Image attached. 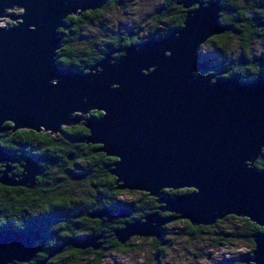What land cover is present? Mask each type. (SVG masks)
Instances as JSON below:
<instances>
[{"label": "water", "instance_id": "water-1", "mask_svg": "<svg viewBox=\"0 0 264 264\" xmlns=\"http://www.w3.org/2000/svg\"><path fill=\"white\" fill-rule=\"evenodd\" d=\"M106 1L0 0V16L21 9L8 15L11 25H0V131L8 121L9 130L54 133L83 119V141L114 157L106 169L114 187L145 191L160 203L142 220L114 228L119 242L158 237L159 226L177 218L211 224L232 214L264 226V163L254 166L264 148V75L240 82L194 74L208 67L197 59L199 43L230 28L218 24V0L179 1L185 12L178 28L128 44L117 56L118 47L108 49L86 70L59 65L57 29L70 24L64 17ZM90 110L100 114L84 117ZM21 157L20 174L8 176L12 166L5 161L15 160L0 147V183L32 185L41 169L35 156ZM183 187L188 190L174 195L161 190ZM36 231L0 230V264L27 261L43 248ZM249 235L253 247L239 260L264 264V231Z\"/></svg>", "mask_w": 264, "mask_h": 264}, {"label": "trees", "instance_id": "trees-1", "mask_svg": "<svg viewBox=\"0 0 264 264\" xmlns=\"http://www.w3.org/2000/svg\"><path fill=\"white\" fill-rule=\"evenodd\" d=\"M114 0H107L100 8L84 10L79 14H68L64 17L67 27H59L57 33L60 36V45L56 50L55 61L62 66L71 67L74 70L82 69L86 70L94 61L103 55V53L111 48H119L112 53L113 56L119 55L123 48L128 44H135L141 41V35L139 34L140 24L137 22L129 25L123 32L111 33L105 43L98 47L97 45H82L79 48L73 46L75 42L80 38V25L88 15H94L98 18L100 12L105 10ZM181 0H161L158 6L149 13L150 21L148 24V30L146 38L157 39L167 34L170 30L178 28L182 22L184 15V8L182 7ZM200 1H212V0H200ZM219 10L217 21L220 25H230V28L226 31L213 33L207 36L197 47V59L204 61L208 67L205 69H199L195 71L196 76H212V79L216 76L221 78L236 77L240 82H247L264 75V0H218ZM196 4L193 3L189 6L192 8ZM258 14L257 18L253 20L251 15ZM254 16V15H253ZM235 35L239 40V48L237 53H233V49L230 45V37ZM259 38V52L256 56H252L250 50L245 49V46L253 38ZM143 39V40H145ZM208 44L210 51L204 53L201 49L202 44ZM100 114L98 110H90L89 117H96ZM4 129L0 131V147L7 154H12L14 157L20 158L23 155L35 156L36 164L42 169L43 175H39L36 178L38 185L50 186L54 183L60 182V176L63 174L78 175L83 174L85 178L89 180L90 186L96 185L95 188H104L105 194L97 199L92 198L88 200H82L77 197L75 203L68 201L66 195V201L60 195L57 199L53 196V192H50V196H44V201L51 200L39 211L40 215H50L51 217L41 223L45 225V229H52L56 225L49 222L55 215L65 216L64 219L68 222H62L59 232V238L53 237V242L47 243L49 246L43 251L42 258L44 260L42 264H60L63 261V255L66 253V260L69 262H78L81 259H85L87 256H92V259H88L93 264H97L103 255V252L121 251L125 252L131 249L132 242L129 239H125L123 242H119L112 234L113 226L121 223L122 220L132 219L140 217L148 209H154L158 202L154 200V196L148 195L145 192L140 193V203L134 204L131 212H126L118 195L123 192L134 191L132 189H120L115 186L114 176L110 174L106 169L110 168V162L114 159L112 156L104 154L100 150L94 148L98 147V144L83 141L87 129L79 124L61 126L59 135L42 130H32L29 128H17L15 130H9L10 122L5 121L2 124ZM64 135V136H63ZM82 138V140H80ZM94 149V150H93ZM264 149L261 150L263 152ZM22 154L21 156H18ZM31 158V157H29ZM33 159V158H32ZM260 165L263 162L259 163ZM257 167V163L255 164ZM53 170V171H52ZM50 171V172H49ZM52 171V172H51ZM0 195L2 197H9V193L5 189V186H0ZM94 188V187H93ZM5 189V190H4ZM103 190V189H102ZM162 193L169 191L171 195L184 192L187 188L176 189H161ZM79 196V195H77ZM19 207V206H18ZM16 205L10 202L0 204V228L8 226V229L15 231H24L20 221H9V216L16 213L20 215L26 207H19L16 209ZM129 210V209H128ZM125 211V212H123ZM101 213L100 215L112 216V223L106 227V231H103L99 227L88 228L86 234L74 233L70 231L71 223L73 225L77 223L76 219L81 220L88 219L89 213ZM59 213V214H58ZM160 214L168 215L165 212ZM9 215V216H8ZM49 219V220H48ZM71 219V220H69ZM242 221V225L231 231H217V234H227L234 238H243L253 246L251 233L256 230L264 231V227L254 224L246 217H236ZM131 222V221H129ZM84 224V221H81ZM40 224V225H41ZM49 224V225H48ZM87 226V223H85ZM35 229V228H34ZM206 231V230H205ZM41 232V233H40ZM38 235L42 234V231L37 229ZM95 233H100L97 237L103 243L96 249H92L88 246H76L83 238H86ZM90 234V235H89ZM86 235V236H85ZM103 237L104 240H103ZM218 238L215 240L218 242ZM99 248H103L102 250ZM48 250V251H47ZM250 250L242 253H238L232 258H221L216 261L215 264H242L243 261L239 260L242 256L247 255ZM54 260L52 261L53 257ZM36 259L33 263L40 261ZM32 263L28 261V264ZM10 264V263H6ZM21 264V263H17Z\"/></svg>", "mask_w": 264, "mask_h": 264}, {"label": "rangeland", "instance_id": "rangeland-1", "mask_svg": "<svg viewBox=\"0 0 264 264\" xmlns=\"http://www.w3.org/2000/svg\"><path fill=\"white\" fill-rule=\"evenodd\" d=\"M160 1L114 0L110 6L100 12L98 18L94 15H88L84 18L85 20L81 22L79 30V40L82 42L78 43L77 41L73 46L79 48L82 45L91 46L93 44L100 47L111 33L123 32L135 22L141 25L139 29L141 40L145 39L150 21L149 13L158 6ZM20 10L16 6L6 8L5 15L0 16V25H11L14 19L8 18V15L10 13L17 14ZM230 39V45L235 54L239 51V40L235 35H231ZM258 41L259 38L254 37L245 46V49L250 50L252 56H256L259 52ZM201 49L204 53L210 51V47L206 43L202 44ZM87 187L88 185L84 181H81L78 185L74 184V190L77 189V193L78 189L83 192ZM120 196L122 199L128 200L135 198L137 192H123ZM162 225L163 229L159 235L164 242L162 244L158 243L159 249L155 247L154 240L157 239H154L155 236L130 235L131 249L125 252H103L97 264H215L221 258H232L238 253L245 252L253 247L241 237L234 238L227 234H217L219 230L223 232L231 231L242 225L240 219L230 216L221 218L216 226L210 227L205 232H190L191 229L186 227L184 220L181 218L166 221ZM216 237H219L218 242L215 240ZM90 258L92 259L91 255ZM64 264L93 263L85 258L76 263L65 259Z\"/></svg>", "mask_w": 264, "mask_h": 264}, {"label": "flooded vegetation", "instance_id": "flooded-vegetation-1", "mask_svg": "<svg viewBox=\"0 0 264 264\" xmlns=\"http://www.w3.org/2000/svg\"><path fill=\"white\" fill-rule=\"evenodd\" d=\"M253 15H251V16L253 17V20H255L257 18L258 14H253ZM89 112H87L84 115V117H89L88 116ZM81 121H83V119L80 120L78 123H75V124H79V125L83 126ZM75 124H70V125H75ZM62 126H67V125H62ZM59 131H57L54 135H59L60 134V133H58ZM86 134H87V132H86ZM93 144H97V143H93ZM108 156H110V155H108ZM11 157H13L15 161H9V160L5 161V159L0 160V169L3 168L2 164H4V161H5V163H7L9 166H12V167H10L9 171L7 172V175L8 176H12V177H16L14 174H20V171H21V166H19L18 164H22L24 162V160L22 159V157L17 158V157H14L12 154H11ZM27 158H29V157H27ZM261 162L264 163V151L259 153V155L257 156V158L254 161V166L257 167L255 165L257 163V165H259V167H257V168L262 167V165L259 164ZM39 169H41V168L39 167ZM263 169H264V167H263ZM39 175H43L42 169L40 170V172L38 174L34 175L33 183H32V185L30 187H26L24 185H18V184L6 185V184L0 183V186H5V189L7 190L9 195H11L9 197H6V196L2 197V195H0V204H3L5 202L9 201L10 204L12 203L13 205H16L15 210L18 209L19 207H21V208L22 207H26V209H24V211L20 215H17L16 213H13V215H10V216L8 215L9 216L8 220L9 221H20L22 223V225H23L21 227H22V229L24 231H26L28 229H34V228L38 229L39 231H42V234L40 236L43 237L42 238V242L40 244V247H43V248H41L40 250H36L34 252L33 256L29 260H27V261H13V262H10V264H17V263L28 264V261H31L32 263H30V264H33L36 261V259L40 260L42 258L43 251L46 250L48 248V246H49L47 243L53 242V239H52L53 237L59 238L58 234L60 232V229L58 227L61 228V226H62V224L64 222H68V220L66 221V219H64L67 215H65V216L55 215V216L52 217V219H50L49 222L54 223L56 225V227H53L52 229L48 228L49 230L45 229V225H42L41 223H43L44 220H46L47 218H49L51 216L50 215H40L39 211L42 210L40 208V206L43 207L48 202H52L53 198L51 200L44 201V198H45L44 196L49 197L50 196V192L52 191L54 195L51 196V197H54V198L57 199L60 195H62L61 197L63 198V201H66V195H68L67 199L72 204V203H75V199H77V197L79 199H82V200H88V199H92V198L97 199L98 197H102L105 194V191H106V190H104V188H102L103 190L101 188L100 189L95 188L96 185H94V184L92 186H90L89 180L87 178H85L83 174H78V175L77 174L76 175H70V174L58 175V176H60L59 177L60 178V182L59 183L58 182L54 183V185H50V186L38 185V183L36 182V178L39 177ZM81 181H84L85 183H87L88 187L83 192H81L80 189H78V193H77L76 192L77 189L74 190V184L76 183L78 185ZM163 189H171V188H163ZM132 190H134V191H131V192H137V196L135 198L124 200L120 196L121 193L118 195V198H120L121 202L123 203V206H119V208H121L120 210H122V208L125 207L124 204H126V212H128V213H129V211L131 212V209L133 208V207H131L132 203L133 204H134V202L136 204L140 203V201H141L140 200V196H141L140 193L141 192H145V191L135 190V189H132ZM131 192H127V193H131ZM167 192L169 193V191H167ZM77 195H79V196H77ZM154 198H155V196H154ZM158 205H160V203H158ZM154 210H158V208L155 207L153 210L152 209H148L146 212H144V214H146L148 212H151V211H154ZM123 212H125V211H123ZM159 212L160 213L165 212V213L168 214L167 211L159 210ZM100 214L101 213H97V212L94 213V214L89 213L88 215L89 216H93V217H89L88 219L82 218L83 220H81L80 218L76 219V221H78V222L75 223L74 225H73V223H71L72 224L71 225V229H69V230L74 232V233L86 234L88 232L87 231L88 228L99 227L103 231H106L107 230L106 227L109 226V223L111 224L113 222L112 221V216L105 215V214L104 215H100ZM144 214H142L140 217H137V218L122 220L121 223L113 226L112 230L114 228L123 226L124 223H122V222H124V221L125 222H129V221H133V220H136V219L142 220L143 219L142 216ZM226 216H230V217L235 218V219H236V217H242V216H235V215H232V214H227V215H225L223 217H226ZM181 219L184 220V222L186 224V227L191 229V230H189L190 232H192V231L205 232V230L207 231V229H209L210 227L216 226L217 223L220 222L221 218L216 219L211 224H194V225L190 224L188 222V220L185 219V218H181ZM69 220H71V219H69ZM81 221H84V224H82ZM85 223H87V226H86ZM163 225L161 224V226H159V230H160L159 233H161V231L163 229ZM86 227H88V228H86ZM262 227H264V226H262ZM2 229H8V226L1 227L0 230H2ZM99 235H100V233H95L94 235H90V236H88L86 238H83V240H85V241H89L92 238L91 242L93 244L97 243L96 247H93L92 243L88 244L86 246H88V247H90L92 249L98 248L103 243L101 240H98L97 237ZM137 236H140V235H137ZM104 238L105 237H103V240H104ZM156 238L158 239V241H157ZM154 239H156V240H154L155 247H156V249H159L158 248V243L162 244L164 241H163V239L160 238V235L158 237H155ZM40 240H41V237L36 238L34 240V244L38 243ZM99 249L102 250L103 248H99ZM64 256L67 257L66 253L63 255V258H64ZM54 258H55V256L53 257L52 261L54 260ZM85 258L90 259V256H87ZM59 263L60 264H64L63 261H61Z\"/></svg>", "mask_w": 264, "mask_h": 264}]
</instances>
